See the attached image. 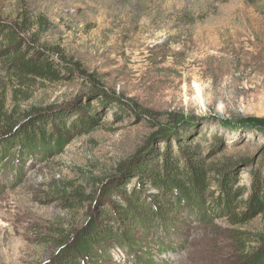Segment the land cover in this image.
<instances>
[{
  "label": "rangeland",
  "instance_id": "rangeland-1",
  "mask_svg": "<svg viewBox=\"0 0 264 264\" xmlns=\"http://www.w3.org/2000/svg\"><path fill=\"white\" fill-rule=\"evenodd\" d=\"M28 45L57 80L16 76ZM0 106V264H60L124 190L184 187V158L200 189L175 221L83 264L264 263V0H0Z\"/></svg>",
  "mask_w": 264,
  "mask_h": 264
},
{
  "label": "trees",
  "instance_id": "trees-1",
  "mask_svg": "<svg viewBox=\"0 0 264 264\" xmlns=\"http://www.w3.org/2000/svg\"><path fill=\"white\" fill-rule=\"evenodd\" d=\"M6 35L8 37V44H12L15 41L17 42L20 39L19 35L11 29L6 31ZM25 52L29 53L25 54ZM30 52H35V54L30 55ZM45 54L46 53L43 51V48H35L29 45L21 53L15 51V55L13 57V68L15 70V74H17L16 76L22 77L23 75H26L48 80H57L60 74L58 71L59 68L56 69V64L53 59H45ZM115 102L121 107H127L123 103L120 104L119 99ZM1 108H3V106H0V132L3 129H9L11 126L10 124L13 121V116L3 119V111ZM183 161L184 171L182 176L184 177V187L179 186L173 188V178H170L171 175H167L165 177L162 176L163 180L160 176L155 178L151 177L150 183L159 191L156 196L151 198L154 202L156 201L158 206L152 205L151 198L149 199L150 201H142L135 193L128 195L124 190V194L122 193L124 195L122 196L123 203L114 202L106 210V214L112 215L113 221H107L103 224H94L93 220L91 223H87L84 229L76 232L73 239L64 237L60 240V245L64 246L59 251V255H61L59 263L83 264L90 261L91 258L96 259L98 247H100L104 242H109L112 239H117L119 240V243H122L117 244V246L130 243L129 241L132 240L131 237L135 230H148L153 226L155 223L154 220L156 219V210H162L163 214L166 212V214H169L170 221H175L173 214H175L178 208L176 206V202L177 200H181L179 199L180 197L178 196V193L182 195V199L190 201L193 196L192 193H199L200 189L198 188L200 183H196V185L193 183L195 176H199L202 172V165L197 164L199 163V160H195L196 164L193 163L191 158L190 160L188 158H184ZM140 168L141 171H143L145 167L143 169L142 167ZM139 170L140 169H138V171ZM198 196L200 197V200L204 201L205 196L203 194H199ZM229 199V201H227L230 204L231 198ZM200 205H202L201 202ZM229 211H232L231 208ZM115 226L117 229H114ZM120 232L123 233L121 234ZM107 245L108 243L105 244V246ZM260 261H262V258ZM262 262H264V260Z\"/></svg>",
  "mask_w": 264,
  "mask_h": 264
},
{
  "label": "bare ground",
  "instance_id": "bare-ground-1",
  "mask_svg": "<svg viewBox=\"0 0 264 264\" xmlns=\"http://www.w3.org/2000/svg\"><path fill=\"white\" fill-rule=\"evenodd\" d=\"M194 86H196V85H194Z\"/></svg>",
  "mask_w": 264,
  "mask_h": 264
}]
</instances>
